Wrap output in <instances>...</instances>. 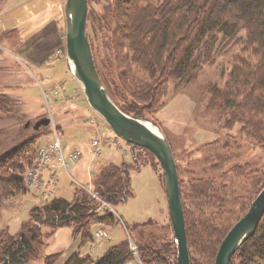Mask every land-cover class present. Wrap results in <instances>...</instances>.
Wrapping results in <instances>:
<instances>
[{"label": "rangeland", "instance_id": "rangeland-1", "mask_svg": "<svg viewBox=\"0 0 264 264\" xmlns=\"http://www.w3.org/2000/svg\"><path fill=\"white\" fill-rule=\"evenodd\" d=\"M115 1L88 0L87 18L89 41L94 60L97 62L96 67L98 66L103 82L108 84L111 96L139 114L140 118L153 121L165 132L173 148L177 165L180 166L181 179L186 183L191 176L219 178L225 169L228 170L235 163L249 164L251 166L249 176L245 175L249 171L246 168L234 171L237 175L231 171V177L227 176V180L232 181L231 183L227 181L230 188L226 200L227 206L237 208L231 201L236 202V197L247 195L248 204L262 185L258 184V179L253 184L252 176L254 178L257 175L260 181L264 180V147L255 143V140L242 130L241 123L226 125V112L211 104L212 93L209 89L212 84L222 88L227 86L235 60L243 55L245 33L241 32L237 40L219 42L214 63L204 65L189 83L176 86L172 81L168 82L160 102L146 108V102L138 97L140 101L136 100L133 90H130L132 85L130 75L131 71H136L135 73L141 77L148 75L142 74L134 64L133 70L126 73L128 70L126 67L119 68L116 59L118 51L116 50L114 54L109 48L113 28L119 25L112 15ZM65 6L66 0H0V158L12 151H19L25 141L37 137L35 161L25 178L26 191L5 199L0 207V230L6 229L11 234L17 233L31 219L33 208L42 206L55 197L75 200L79 190L91 193L96 189L95 183L99 179L101 169L107 170V167L114 163H126L130 165L134 193L128 200L120 203L105 200L97 209L101 214L112 212L115 216L113 222L93 224L98 228H92L93 238L87 242L90 243V247L83 254L92 255L93 252L92 256L97 257L128 237L130 246L136 245L135 235L138 236L141 227L134 228L136 223L152 221L151 224L144 226L145 230L163 231L165 229L163 226L169 221V204L163 168L158 158L150 150L133 147L113 131L88 103L81 84L68 70L66 59L61 62L64 74L48 81L42 78L34 64L26 58L28 56L35 58L37 54L41 57L45 55L46 66L51 67L60 61L61 55L67 57ZM41 11L51 14L48 17L49 21H54L61 29L59 31L62 41L53 47L50 45L55 39L46 40L49 31L38 33L35 30L39 24L38 18L34 17ZM31 13V21H25L24 25L27 26L23 28V18L26 19ZM11 14L15 17L12 18ZM5 17L7 20H4ZM28 26L33 29L27 30ZM44 33L48 49L35 48L33 44L37 45L36 41H43L44 37L41 38L40 35ZM26 41L28 44L26 43L27 47H24ZM115 49L114 47L113 50ZM57 66L58 64L53 69ZM118 72L119 75H116ZM69 101L78 105L87 116L73 119L74 117L66 114L63 111L65 107H62ZM133 104L138 106L134 107ZM39 113L41 114L37 115ZM42 116L50 117L51 124L35 129L34 123ZM28 121L31 122L29 126L26 125ZM58 123L62 124L61 128L57 126ZM84 123L89 125L92 131L84 129ZM56 136L61 138L66 165L59 158H54L49 166L39 170L37 161L41 156L40 146L54 142ZM94 140H106V145L100 146L98 151L101 152H97L98 154H94V151H97ZM76 149L82 152L89 149V152L87 151L85 155L82 153L79 160L74 163L69 155ZM23 154L21 150L15 156L20 160ZM83 158L86 164L82 162L80 165L85 167L82 174L76 171L75 168L78 166L75 164H79ZM224 158L227 160L221 162ZM34 165L36 166L33 167ZM47 169H50L49 177L46 176ZM32 171L43 175L44 180L40 188L30 189L28 186V178L32 176ZM51 181L57 182L52 184ZM237 210L238 213L234 215L233 220L243 212L240 207ZM42 230L47 238V245L27 264H45V255L50 254L46 252V248L56 230L53 231L48 224L44 225ZM102 230L109 232L108 238L102 239L98 235ZM100 244L102 245L100 249L92 251ZM194 251V257L202 260L196 252L197 249L194 248ZM127 263L143 264L139 252L136 256L134 254L133 260L125 264Z\"/></svg>", "mask_w": 264, "mask_h": 264}, {"label": "trees", "instance_id": "trees-1", "mask_svg": "<svg viewBox=\"0 0 264 264\" xmlns=\"http://www.w3.org/2000/svg\"><path fill=\"white\" fill-rule=\"evenodd\" d=\"M112 15L119 25L113 28L109 48L114 54L118 51L119 68L126 67V73L133 70L134 64L142 74L148 75L141 77L136 71L130 75V90L136 100L146 102V108L160 102L168 82L176 86L189 83L204 65L214 63L219 42L237 40L244 32L243 55L235 60L227 86H209L211 104L226 112V125L241 123L242 130L264 147V0H116ZM104 83L111 94L108 84ZM115 101L125 112L139 117L119 100ZM36 139L25 141L19 150L24 153L20 160L15 156L17 150L0 158V207L5 199L26 191L25 178L35 161ZM129 166L114 163L107 170H100L95 190L103 199L120 203L133 195ZM242 168L249 170L251 166L235 163L219 178L191 176L186 183L181 179L178 165L191 264H215L223 239L264 187V180L252 176L253 184L258 179L262 185L249 203L246 195L231 201L237 208L227 206L232 181L227 176L231 177V171L237 175L234 171ZM249 173L250 170L245 175ZM99 206L100 202L91 193L79 190L75 200L55 197L33 208L32 217L23 229L15 234L0 230V264H27L40 254L47 245L42 230L46 224L53 231L71 226L82 244L87 243L93 238V224L115 219L112 212L99 213ZM238 207L243 212L233 220ZM151 223L134 226H141L135 240L143 264H177V244L170 216L163 231L145 230L144 226ZM194 248L202 260L194 257ZM60 257L59 252L47 254L45 264H55ZM133 259L128 237L101 256L75 251L63 264H125ZM230 264H264V216L253 235L232 255Z\"/></svg>", "mask_w": 264, "mask_h": 264}, {"label": "water", "instance_id": "water-1", "mask_svg": "<svg viewBox=\"0 0 264 264\" xmlns=\"http://www.w3.org/2000/svg\"><path fill=\"white\" fill-rule=\"evenodd\" d=\"M67 60L69 70L81 84L90 106L113 131L133 147H144L158 158L164 173L169 215L177 244V264H191L190 249L175 154L165 132L153 121L125 112L113 99L103 82L91 49L88 29V0H66ZM30 121L26 123L30 125ZM51 118L41 117L34 128L49 125ZM264 215V187L252 200L249 209L223 239L215 264H230L232 255L256 231Z\"/></svg>", "mask_w": 264, "mask_h": 264}, {"label": "crops", "instance_id": "crops-1", "mask_svg": "<svg viewBox=\"0 0 264 264\" xmlns=\"http://www.w3.org/2000/svg\"><path fill=\"white\" fill-rule=\"evenodd\" d=\"M31 15H32V13L27 15L26 19L23 18V22H22L23 28L27 26V25H24L26 22H30L31 21ZM49 15H51V14H49L46 11L45 12L41 11V12H39L36 15V17L33 16L34 18H38L37 19V21H38L37 24H39V26H38L37 29H35V30H37L36 32L40 33L42 31H45V32L49 31L48 32V36L49 37L47 39L45 38V33H44V35L43 34L40 35L41 38L44 37L43 41H41V40L36 41V42H38L37 45L33 44L35 48L39 47L41 49H43V48L46 49L47 48L46 45H47V42H48L46 40H48L49 38L52 39V40H53V38L55 39V41H51V43H52L51 45L49 44L50 47H53L55 44H58L60 41H62L61 40L60 31H59L61 29H60V27L58 25H56V23H54V21H49V18H48ZM11 17L13 18L15 16L11 14ZM4 20H7V18L5 17ZM5 25H7V23ZM26 29L27 30H32L33 28L28 26ZM26 43L28 44V42L26 41L24 43V45H23L24 47L25 46L27 47ZM30 44H31V42H30ZM41 49H40V51H42ZM45 52H47V51H45ZM61 56L62 57H61L60 61L57 62V63H54L53 65H51V67H47L46 66L47 58L45 57V55L43 57H41L39 54H37V55H35V58L34 57H29V56L26 57V58L29 59L34 64V67H36L35 69L40 73V75H42L43 79H47L48 81H52V79L55 76L58 77V75L61 76V74L62 75L64 74L63 66H61V62H62L63 59H66L67 66H68L67 57H65L63 55H61ZM57 64H58V66L55 69H53L55 67V65H57ZM68 70H69V66H68ZM63 88H64V83H63ZM55 91H57V90H55ZM56 93H59V92H56ZM62 108H64L63 111L66 114L70 115V117H74L73 119H75L76 117L77 118H79V117L81 118L83 116H87L86 115L87 113L81 111L80 110L81 108L78 107V105H76L73 101H69L68 104L64 105ZM41 113H43V112H41ZM41 113H39L37 115H40ZM58 124L59 125H57V126L59 128H61L62 124L61 123H58ZM84 129L92 131V129L86 123H84ZM87 151L89 152V149L83 150L84 155H85V153H87ZM90 151H91V148H90ZM91 154H92V151H91ZM82 162H84L86 164V162H85V160L83 158L82 161L79 164L77 163L78 165L75 164L76 166H78L75 169H76L77 172L80 171L83 174V169H85V167H84V165H83V167H80ZM48 174L50 175V169H47V171H46V176L47 177H49ZM92 228L96 229L98 227H97V225H93ZM101 246H102L101 244L98 245L96 247V249H94V250L92 249V251H97L98 249L101 248ZM89 247H90V243L82 244L81 237L74 234V231H73L72 227H70V226H61V227L57 228L56 231L54 232V234L52 236V239H51V242H50L49 246L46 248V252L47 253H56V252L61 253V257L56 262V264H63L64 261L67 259V257L71 253H73L75 251H81L82 253H84L85 251L86 252L88 251ZM91 254L94 255L93 252Z\"/></svg>", "mask_w": 264, "mask_h": 264}, {"label": "built area", "instance_id": "built-area-1", "mask_svg": "<svg viewBox=\"0 0 264 264\" xmlns=\"http://www.w3.org/2000/svg\"><path fill=\"white\" fill-rule=\"evenodd\" d=\"M106 145V140L103 141V140H94V145H96L97 147V151H94V154H98L97 152H101V151H98L100 146L102 145ZM41 148L39 149V152L41 153V156H39L38 158V161H37V164H38V169L39 170H42V168H45L47 166H49L53 159L54 158H59V160H61V162L63 164H65V161H64V156H63V153H62V142H61V138L59 136H56V139L54 142L50 143V144H47V145H43V146H40ZM60 151V152H58ZM83 152L76 149V150H73L72 153L69 155L70 156V160L74 163H76L81 154ZM66 165V164H65ZM36 165H34L33 167H35ZM37 175V176H36ZM56 177V175H54ZM58 179V178H57ZM43 175H40L39 174H35L33 173L32 171V176L30 178H28V186L30 189H37V188H40L42 183H43ZM57 182V181H56ZM56 182L54 181H51L52 184H56ZM50 183V184H51ZM52 188V187H51ZM51 188L49 190V192L51 191ZM94 197H96L97 199L101 200V202L103 203L105 200H103L100 195L94 190L93 192H91ZM98 235L102 238V239H106L109 237V232L105 231V230H102V231H99L98 232ZM132 248L134 249L135 253L137 252L136 251V246L135 245H132ZM127 264H131V263H127Z\"/></svg>", "mask_w": 264, "mask_h": 264}, {"label": "bare ground", "instance_id": "bare-ground-1", "mask_svg": "<svg viewBox=\"0 0 264 264\" xmlns=\"http://www.w3.org/2000/svg\"><path fill=\"white\" fill-rule=\"evenodd\" d=\"M131 264H136V263H131Z\"/></svg>", "mask_w": 264, "mask_h": 264}]
</instances>
